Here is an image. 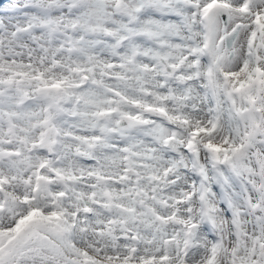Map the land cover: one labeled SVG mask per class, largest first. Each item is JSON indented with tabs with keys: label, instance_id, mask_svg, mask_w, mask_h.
<instances>
[{
	"label": "snow or ice",
	"instance_id": "6c2138e0",
	"mask_svg": "<svg viewBox=\"0 0 264 264\" xmlns=\"http://www.w3.org/2000/svg\"><path fill=\"white\" fill-rule=\"evenodd\" d=\"M0 264H264V0H0Z\"/></svg>",
	"mask_w": 264,
	"mask_h": 264
}]
</instances>
